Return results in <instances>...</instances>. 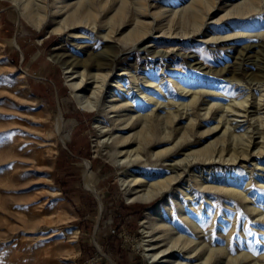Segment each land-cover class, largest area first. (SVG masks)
<instances>
[{
    "label": "rangeland",
    "instance_id": "374dc122",
    "mask_svg": "<svg viewBox=\"0 0 264 264\" xmlns=\"http://www.w3.org/2000/svg\"><path fill=\"white\" fill-rule=\"evenodd\" d=\"M30 1L33 10L41 0ZM52 1L45 0V15L33 10L30 16L22 1L0 0V264H203L208 250L204 264H264V0L235 19H222L223 8L241 0H214L202 25L182 16L189 0H142L145 14L139 18L148 35L139 42L128 33L136 18L130 2L121 20L123 31L110 43L103 38L106 19L99 16L93 28L54 31L64 16L54 19ZM102 2L112 7L118 1L93 0L95 7ZM118 22L113 18L109 25ZM225 35L230 39L215 40ZM102 56L110 76L102 92L96 90L99 81L87 79L79 90L87 106L82 107L65 67L89 73ZM189 93L197 94L192 102ZM244 99L248 106L242 108L237 103ZM124 100L131 109H109ZM225 105L232 106L221 108ZM129 115L133 120L158 115L159 137L170 136L118 161L126 154H118L113 138L139 127L119 130L112 119ZM173 115L172 123L165 120ZM217 123L216 131L207 133ZM206 145L248 149L255 156L231 164L218 162L216 151L193 152ZM171 147L166 156L154 157L155 150ZM231 152L224 150V158ZM189 158L193 164L179 184L151 201L134 200L122 185L130 172L152 173L155 179L172 175L168 163L182 159L183 165ZM86 163L97 195L84 183ZM196 180L226 191L201 193ZM227 188L246 193L245 199ZM156 206L171 228L167 237L179 235L192 242L189 248H198L193 259H186L181 238L176 252L157 262L147 260L153 250L145 251L151 237L141 221ZM169 239L154 243L162 250L171 246Z\"/></svg>",
    "mask_w": 264,
    "mask_h": 264
},
{
    "label": "bare ground",
    "instance_id": "6f19581e",
    "mask_svg": "<svg viewBox=\"0 0 264 264\" xmlns=\"http://www.w3.org/2000/svg\"><path fill=\"white\" fill-rule=\"evenodd\" d=\"M18 1H22L21 5H22L23 9L29 11L28 13L30 16L33 14V10H36L38 12L42 11V12H44V15H45V11L48 9L47 3L45 2V0H41L36 5L34 4L35 9H33V10H32V8H30L31 10L28 9L32 1H30V0H18ZM117 1H118V2H116L117 4H115V6H112V7L107 6L106 2H102L99 7H95L93 4V0H76L74 2H69V0H53L52 1L53 4L51 5L53 11L51 10V12H52L51 14L53 15L54 19L56 17L64 16L63 19H60L59 23L62 24V21L66 23V24H63L61 26L59 23H56L57 25L54 27L53 30L61 32V31H64L65 29H67V27H70V26L75 27V26H81V25H83L84 27L93 28L94 27L93 22L99 16V17L106 19V20H102V22H101V24L103 23V25L108 24L107 27H104L106 29V31L103 34V38H105V41L110 43L114 39L117 40L118 39L117 35H119L123 31L122 30L123 29V23L121 20L123 19V16H124V8L126 7L127 4H129L131 2L134 6L133 7L134 10L133 9L132 10H133V13L136 16V18H135V21L133 20L132 23L134 25L131 24L133 27H132L131 31H129L128 33L131 37L135 38L136 42L143 40L148 35L147 30H146V28H147L146 22L142 21L139 18V17L143 16V14H145L144 13L145 7L143 4V1L142 0H117ZM213 3H214V0H189L186 2V5L182 8L181 14H182V16H184L186 18L185 20H188L187 22H192L193 25L194 24H198V25L201 24L202 25L205 18H207L208 14L213 10V8H214ZM257 5H258L257 0H241V1L236 2V3H232L229 6L223 8L224 11H226V13L224 12L225 15L222 16V19L225 17H233L234 19L237 17L242 18L244 15L246 16V14L252 13L255 10V8L257 7ZM223 9H222V11H223ZM171 11H173V10H171ZM173 14H174V12H173ZM113 18H117L119 21L118 25H116V27L109 25V23L111 22V19H113ZM163 18H161V19H163ZM163 21H164V19H163ZM158 27H159V25H158ZM242 33L244 34V32H242ZM229 37H231V35H225L222 37L220 36L218 38H215V40H219V39H226L227 40V38H229ZM108 65L109 64L107 63V58L103 57V60L97 62L95 64L94 69H92L89 73L84 71V70L79 71V70H73V68H71V67H67V66L65 67V73L66 74L69 73V75L67 76L68 85L71 89V92H72L74 98L76 99V101L78 102L79 105H81L82 107H87L85 105L84 96L79 92V90L81 88H83L85 85H87V82H86L87 79H93V81H92L93 83H97L99 81L101 83V85L99 83V85L96 86V90L102 92L105 81L110 76L109 71L106 70ZM77 77H79V80L77 81V79H76V81H75L74 78H77ZM132 77L136 78V80H137V77L135 74L132 75ZM144 81L146 83H148L147 82L148 80H144ZM118 86H120V82H119V80H116L114 87H118ZM96 93H97V91H96ZM196 95H197L196 93H192L191 98H190V102H192L194 100ZM96 96H98V94ZM111 97L114 98L115 94H112ZM113 100H115V98ZM147 100H153V99L147 98ZM246 102H247V100L244 99L243 101H241L237 104H238V106L243 108V107L248 106V104H245ZM263 102L262 101L256 102V105L258 107H260L261 105H263ZM253 104H255V103H253ZM215 105H217V104H215V103L210 104V106L212 108ZM256 105H252V103H251V105H249V107H252V106L257 107ZM130 106H132L131 102H128V100H124L120 104L119 103L116 104L115 102H112L109 105V109L112 110L113 112H117L118 110L128 109V108H130ZM230 106H232V105H225L221 108L229 109ZM235 107H236V105H235ZM262 108H264V105L262 106ZM242 112H245V111H242ZM235 115H236V112H235ZM242 115H244V114H242ZM175 116L176 115H173L171 117H168L165 120L169 123H172L175 119ZM132 118L133 117L131 115H129L127 118L122 119L120 121H119V117H115L114 119H112L113 122H116V121L119 122L117 124L115 123V126L119 127V130H130V129H134L136 127H139L138 130H136L131 135L130 134L118 135V136H115L113 138L115 145L120 147L118 154H121V155L126 154V156L123 160L120 159L118 161H124V160L128 159V155L132 150H144L145 147H149V146L151 147L156 143L168 140V138L170 136V135L165 134L162 137H159V134H158L159 132H157V130H159V129H157L155 126V125H157V126L159 125V124L155 123V121L156 122L159 121L158 115H154L153 117H143V118L139 116L138 118H136L134 120ZM56 119H57V123H58L57 133L60 134L62 126H63L61 114H59L58 118H56ZM218 127H219V123H217L213 128L208 129L207 133L215 132ZM225 131H227V129H224L222 131V133L225 134ZM134 144H135L134 148H130V149L128 148ZM209 146L206 145L204 147L195 149V150H193V152H199L200 151L201 153L212 154L213 152L216 151L218 154L217 157L219 158L218 162L232 161L231 164H233V162L235 163L237 160H240V159H242V160L247 159L248 156H255L253 154L250 155V152L248 151V149H245V151L234 152L235 149H229V148L224 147L223 145H221L219 147L214 146L212 148H209ZM261 147L258 150L262 151L263 149ZM172 149H173V147L155 150L154 151V155H155L154 157L166 156L168 153H170L172 151ZM224 150H232V152L228 155L227 159H225L223 156ZM191 153H192V151H191ZM205 157H206V155H205ZM210 157H212V156H210ZM156 158H158V157H156ZM190 160L185 162V164H183V165H181L182 159L175 160L174 162L168 163V165H170L169 168H171L173 174L169 175V176H163V177L157 178V179H155V177L153 176L152 173L130 172L126 176V177H130V179L122 180V185H124V189L128 188V190L132 191L131 194H134L135 196H132L131 198H133L134 200L144 201V202L151 201L152 199L156 198L157 196L165 195L169 191V189L172 187V184H176V183L179 184V182L181 181L182 174L185 172L186 169H188V167L190 165L193 164V161L192 160L190 161ZM130 161H131V159L127 162H130ZM196 161L199 163L201 162V161H199V159H197ZM204 161L206 164H211V163H215L217 160H204ZM88 173H89V163H86V167H85V171H84V175H83L84 183L89 190H91L94 194L97 195L94 188L88 182ZM196 182L198 185H200L199 190L201 191V193H209V192H211V190H213L214 192H221V191L226 189V188H222L218 185L203 186V185L199 184L198 180H196ZM227 190L230 191L231 194L245 199L244 196L246 193L243 194V192L241 190L239 191L236 188H227ZM184 194L185 195H188V194L192 195V192L184 193ZM187 221H189V220H187ZM191 224H192L191 227L196 232V230L199 229L198 223L196 221H194V219H193L191 221ZM141 225H142V231L144 233L148 234L147 237H151L150 239L147 240V241H149L148 244H146L148 247L145 249V251H147V252L153 250V252L151 254H149V253L146 254L148 261L152 260L151 262H154L156 260V258H158V257L161 258L164 256H169L173 252H176L177 247H178L177 244L179 243V240L182 237L180 236L181 238H179V235L174 237L173 239H172V237H167V236H169L171 228L169 227L168 224H166L165 219L163 218V214H162L161 210L159 209V206H156V207H154V209L147 211L146 217L143 218L141 221ZM156 233H159L160 235L159 234L155 235ZM159 237L161 239H159ZM166 237L170 238L168 242H171V246L169 245V246L165 247L164 249L159 250V246H157L158 244L154 243V241H157V240L163 241V240L167 239ZM182 239H183L184 243L181 241V243H182L181 249L185 248L184 252L188 254L186 259L187 258L190 259L192 257H195L193 255L197 252L196 250L198 248L197 249H195V247L189 248L188 245L189 244L191 245L192 242L191 241H184V237ZM151 242H153V243H151ZM201 248L202 247H200V249ZM199 251L200 250H198V252ZM208 251H207V254H206V252H203L200 255V257L202 258L206 254V257L203 260V264L205 262L209 261L211 250H208ZM221 251H223V250H221ZM179 254H181V253H179ZM195 255H198V254L196 253ZM155 262H157V261H155ZM178 264H185V263L179 262Z\"/></svg>",
    "mask_w": 264,
    "mask_h": 264
}]
</instances>
